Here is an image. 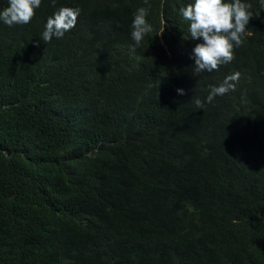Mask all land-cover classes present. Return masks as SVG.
<instances>
[{"label":"trees","instance_id":"1","mask_svg":"<svg viewBox=\"0 0 264 264\" xmlns=\"http://www.w3.org/2000/svg\"><path fill=\"white\" fill-rule=\"evenodd\" d=\"M192 2L148 0L135 52L144 0L0 21V264H264V9L242 0L260 15L235 59L197 75ZM62 7L76 26L43 42Z\"/></svg>","mask_w":264,"mask_h":264},{"label":"clouds","instance_id":"2","mask_svg":"<svg viewBox=\"0 0 264 264\" xmlns=\"http://www.w3.org/2000/svg\"><path fill=\"white\" fill-rule=\"evenodd\" d=\"M144 3L147 7L137 9L131 25V37L135 42L132 52L153 31V26L147 20L151 5L148 0H144ZM260 3L264 9V0H260ZM40 5L41 0H8V7L0 11V21L8 26L28 24ZM251 7V4L242 0H193L180 9L183 20L188 22L191 39L202 41L192 51L195 74L219 70L221 65L235 59L234 49L243 43L242 37L248 31L250 20L260 15L259 12L254 14L250 11ZM80 11L79 8L62 7L50 16L42 33L43 42H50L53 37L62 38L66 32L71 31L77 24ZM240 75L235 72L225 77L219 86L211 87L207 102L211 103L217 95L235 91ZM177 93L185 94L183 89H177ZM195 103L198 108L203 107L201 100L197 99Z\"/></svg>","mask_w":264,"mask_h":264}]
</instances>
